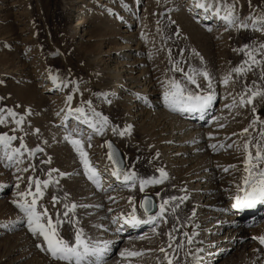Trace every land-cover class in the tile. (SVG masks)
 I'll return each instance as SVG.
<instances>
[{"label":"rangeland","instance_id":"obj_1","mask_svg":"<svg viewBox=\"0 0 264 264\" xmlns=\"http://www.w3.org/2000/svg\"><path fill=\"white\" fill-rule=\"evenodd\" d=\"M186 3L187 0H0V115L6 116L10 110L16 113V119L22 120L17 126L15 120L8 117L7 123L0 125V134L18 137L12 143V148L18 147L22 138L28 150L21 149L24 153L19 157L22 163L11 168L5 167L7 161L0 164V230H3V226L10 228L5 234H0V264H60L36 247L40 240L31 235L26 222L18 223L23 214L12 204L16 193L25 190L29 177L48 180V173L53 169L59 171L52 172L53 183L44 190L38 210L42 205L55 218L57 212L65 211V203L88 205L76 209L75 219L80 221L79 226L83 228L87 238L92 241L102 239L98 231L107 222L102 212V204L99 200L95 204L82 203V197L88 190L93 191L95 197L100 190H96L83 175L79 157L64 140L68 131H72L73 138L84 142L90 161L92 157H99L102 166H106L108 149L103 145L111 140L122 153L126 169L134 171L138 178L158 176L157 166L149 159H154V154L149 151L157 147L155 143L159 137L154 135V144L144 141L138 131L139 126L124 121L115 111V102L109 100L107 82L117 75L115 67L127 70L129 68L120 63H127L129 60L132 63L131 57H121V47L128 43L122 36L129 35L124 30L127 22L131 20L136 24L131 27L130 45L138 44L141 50L138 56H135V52L131 53L136 57L134 61L138 60L135 63L139 62L135 76L141 68L145 69L147 76L151 78L148 83L153 82L152 91L161 92L160 94L164 93L168 82L175 79L193 92L204 95L212 91L208 89L207 81L196 76L200 84L198 89L196 85L187 83L183 73L172 69L174 64H178L185 73L191 69L205 70L210 73L213 81V106H219L220 95L223 94L225 99L234 100L229 112L234 113L235 117H232L239 125L238 139L242 142L239 139L238 145L242 146L249 136H258L259 130L264 127L262 123H257L255 130L249 128V132L242 137L240 133L257 116L264 121V96L254 99L252 105L243 107L239 106V100L247 87L258 86L264 90V79H261L264 75V49L260 47L264 44V31L256 30L261 28L258 18L264 17V0H201L200 3L209 5L211 9L221 8L219 15L214 14L215 10L208 11V14L220 18L221 13L225 16L226 9L232 8L236 24L243 22L249 25L246 30L236 25L221 27V31L215 30V33L206 30L204 23L199 22V9L192 14L191 10L186 9ZM254 20L257 21L255 27ZM245 45L249 50L255 49L254 55L260 63L252 65V70L246 75L239 76L232 69L248 60L244 52L238 51ZM111 69L113 70L109 71ZM229 74L231 79L226 86L223 79ZM119 80L121 81L119 77L115 79L116 82ZM47 85L52 87L50 93L46 92ZM69 95L73 97L71 108L84 107L93 122L97 118L91 116L86 103L88 101L95 112L107 118L108 125L102 135L93 138L87 125H79L75 121L77 113L67 114L69 105L66 98ZM253 107L256 113L252 112ZM127 124L130 126V134L120 136L119 132L128 128ZM113 128L117 130L115 133ZM76 129L81 132L78 133ZM89 135L93 138L90 148L87 141ZM38 148L43 151H35ZM236 149L240 158L235 159L237 163L235 160L234 164L231 162L237 166L234 170L243 168V152L237 146ZM3 154L4 149L0 147V157ZM49 158L50 163H43ZM24 168H29V171H17ZM59 173L67 175L61 178ZM17 176L24 179L18 181ZM56 180H59V184L55 183ZM17 183L20 184L19 189L14 187ZM165 188L157 190L146 187L144 192L137 191L132 196L135 198L136 210L139 211L140 200L145 194L154 197L157 207L164 199L171 198L168 196L160 199L159 194ZM170 188L174 189L173 186ZM65 193L69 194L67 200L63 199ZM53 196L61 199V203L55 207L52 205ZM174 202L170 201L167 206L171 208ZM131 211L130 205L128 210H122L121 215L127 216ZM186 214V218L189 217V213ZM176 229L180 231V226H176ZM72 233L73 229L69 225L61 229V234L66 239H70ZM176 238L179 239L178 236ZM144 243L129 246L127 249L134 246V249L136 247L146 255L132 258L134 261L121 256V264H160L163 260L161 256L152 257V254H147L152 251L150 246L153 244ZM116 250L111 255L116 256ZM177 262L179 258L173 260V264ZM218 264H255V258L252 255L249 258L245 252H238Z\"/></svg>","mask_w":264,"mask_h":264},{"label":"bare ground","instance_id":"obj_2","mask_svg":"<svg viewBox=\"0 0 264 264\" xmlns=\"http://www.w3.org/2000/svg\"><path fill=\"white\" fill-rule=\"evenodd\" d=\"M187 1L185 7L191 10L192 14H195V11L199 9L197 16L199 22L204 23L203 27L206 30L214 32L215 30L221 31L219 29L221 27H227L226 22L221 17H214L211 13L208 14L204 8L196 6L197 2L200 3L201 0ZM214 10L212 8L210 12ZM221 15L223 17L222 13ZM133 22L132 20L127 22L128 25L124 32H128L129 35L126 36L125 34L122 37L128 43L121 47V54H123L121 57H131L132 63L130 60L127 63L126 61L120 63L129 68L127 70L115 67L117 75L110 82H107L110 95L107 94L109 100L117 105L115 111L122 116L123 120L130 125L134 123L133 126L136 124L139 126L138 131L144 141L153 143L154 135L159 137L155 143L157 147L149 151V146L147 151L154 154V159L149 158L153 165L157 166L158 176L156 175L154 178L160 177L158 169H163L167 173V178L164 179L163 183L147 187L157 190L166 187L159 194L162 200L168 196L186 197V199L183 202L176 199L171 208L166 207L170 211L175 207L174 212L169 210L165 212L164 220L167 221L166 223L158 218L154 224H142L135 228L124 225L121 231H117L123 224V220H117L115 227L112 221L121 216L122 210L129 209L128 197L138 193L139 186L137 184L134 189L125 188L106 170L112 167L109 160H106L107 164L103 167L99 157H92L91 162L101 174L103 187L107 191L100 190L99 195L97 194L95 197L93 191L88 190L82 197V203L92 204L99 200V203L102 204V212L107 222L98 231V235L102 239H97V241L101 245L105 241L109 243L104 256V264H121L122 261H119L121 252L129 246L144 242L153 244L150 246L152 251L147 252V254H152V257L154 255L155 257L161 256L163 259V253L158 251L160 247H165L169 253H172V249L167 248L169 240L165 235L169 232H172L174 237H179V239L176 238L177 244L181 241L184 242L183 249L176 251L179 257L177 264H218L228 256L238 252H245L249 258L252 255L255 258V264H264V246L260 245L258 240L253 239V237L264 236V205H257L254 209H245L241 212L232 208L233 200L231 197L236 194V185L240 183L242 175V169L234 170L230 167L233 160L240 158L236 149L240 139H238L239 125L234 119V113L229 112L231 102L234 100L225 99L223 94L220 95L221 100L218 107L215 108L212 103L203 113L170 111L164 105L163 94L152 91L153 82L148 83L151 78L147 76L145 69L142 70L140 66L139 74L135 76L139 62L135 63L138 60H134H136L135 56L141 53V50L137 46L138 44L130 45L131 27L136 24ZM132 40L131 44L133 43ZM132 52H135V56L131 55ZM122 72L125 73L122 74ZM118 77L122 82L120 80L115 81ZM45 89L46 92L52 91L50 85L45 86ZM130 93L132 94L130 95ZM77 123L81 124L79 121ZM73 124L74 122L71 126ZM89 130H91L90 134L93 138L98 137L91 128ZM229 144H232L233 147L229 148ZM211 145H216V148L213 149L210 147ZM237 160H235L236 163ZM225 168H228L227 172L224 171ZM127 170L130 169L127 168ZM110 184L114 186L115 190L109 188ZM171 186L174 187L173 190H171ZM110 196L115 197V201L110 200ZM157 208L154 213L147 216L139 209V211L136 210V215L140 219L147 220L149 216L158 213L159 207ZM186 212L189 213L187 218ZM171 226L174 227L171 228ZM176 226H180V231H173ZM3 227L0 234H5L7 230H10L8 227ZM183 233H188L189 236L193 237L191 245L187 244V237ZM174 245L173 247H175ZM133 247L129 249L138 251L136 247L135 249ZM198 248H203V252L197 254L199 257L197 261L195 256L189 254V250L191 249V252L195 253ZM115 249L118 250L115 252L118 254L116 256L111 255ZM132 260L134 261V259Z\"/></svg>","mask_w":264,"mask_h":264},{"label":"snow or ice","instance_id":"obj_3","mask_svg":"<svg viewBox=\"0 0 264 264\" xmlns=\"http://www.w3.org/2000/svg\"><path fill=\"white\" fill-rule=\"evenodd\" d=\"M196 6L204 8L206 11L212 10L210 7L199 2H197ZM219 12L220 9H216L214 14L219 15ZM221 19L226 22L228 27L236 25L237 27L243 28L245 30L249 27L247 23L243 22L238 25L236 24L232 8L226 9V15L221 17ZM249 19L252 20L251 17ZM258 22L261 25V28H257L256 30L264 31V17L258 18ZM256 23L257 21L254 20V27ZM260 47L261 49H264V44H262ZM238 51L244 52L248 57V60L233 68L232 72H234L236 75L243 76L252 70V65L259 64L260 61H258L254 55L255 49L249 50L247 45ZM172 70L183 73L187 83L196 85L198 89L200 88V84L197 82L196 76L202 77L205 81H207L208 89H211L212 91L201 95L199 92H193L192 90L188 89L181 81L175 79L170 80L163 93L164 105L170 111L181 113H203L212 105L215 99V90L209 72L205 70L191 69L190 72L185 73L184 69L178 67V64H174ZM230 79L231 74L223 79L224 85L227 86ZM261 79H264V75L261 76ZM259 96H264V90H261L258 86L256 88L247 87L245 92L240 96L239 106L243 107L245 105H252L253 100ZM245 97H247V99H245ZM72 99L73 97L71 95L67 96L66 98V103L69 105L67 114L72 115L73 112L77 113L78 115L75 116L77 121L87 125L95 134L102 135L105 127L108 125L107 118L102 117L99 113L95 112V110L91 108V102L88 101L86 103L89 106L91 116L97 118L96 121L93 122L88 113H86L84 107H77L75 109L71 108ZM252 112L256 113L255 107L252 108ZM8 117L13 118L17 126L22 123V120L16 119V113L9 110L6 116L0 115V125L6 124ZM257 123L264 124V121H261L259 116H257V118L254 119L247 128L243 129L240 135L243 136L244 134H247L249 132V128L255 130ZM38 131L39 130H37V132ZM75 131L78 133L81 132L79 129H76ZM112 131L115 133L117 130L113 128ZM126 133L130 134V126L125 128L123 131H120L119 135L124 136ZM17 139L18 137L16 136L0 134V147L4 149V154L2 157H0V164H3L4 161H7L8 163L5 164V167L11 168L14 165L22 163V161L19 159V157L24 154L21 149L28 151L22 142V138H20L21 143L18 147H11L12 143ZM64 140L71 145L79 157L80 163L84 170L83 175L87 177V180L91 182L96 190L107 191V189H104L103 187V178L101 174L89 159V154L85 150L84 142L81 139L73 138L72 131H68V134L64 136ZM91 140L92 136L89 135L87 137L89 148L92 147ZM103 146L107 147V159L112 163V167L106 170L109 171L110 175L125 188L134 189L138 184L139 191L144 192L147 186L163 183L164 179L167 178V173L163 169H158L160 172L159 178H138L134 171L127 170L123 166L122 160L117 159L118 153L115 151L113 145L110 142H105V145ZM210 147L215 149L216 145H211ZM221 147H223V145H221ZM228 147L231 148L233 145L229 144ZM237 148L243 152V168L241 170L242 175L240 177V183L236 185V194L232 196L231 199L233 200L232 208L237 212H241L245 209H254L257 205H264V127L259 130L258 136H249L242 147L237 145ZM35 151H43V149L38 148ZM50 162L51 158H49L47 161H43V163ZM230 167L235 169L237 166L231 165ZM17 171L27 172L29 171V168H24L22 170L17 169ZM53 171L58 172L59 170L53 169L50 171L48 173V180L42 181L38 178L34 179L29 177L25 190L18 191L16 193V198L12 201V204L16 209H18L20 213L23 214L22 219L19 220L18 223L26 222L27 229L31 235L34 238L40 240V242L36 244V247L42 253L49 255L52 260L60 262V264H104V256L108 250L109 243L105 241L101 245L99 242L92 241L90 238H87L83 228L79 226L80 221L75 219L76 209L78 207H88V205L65 203L63 205L65 211L63 213L57 212L55 218H53V216L49 214V210L42 205L39 206L38 210V204L39 201L43 199L44 190L47 189L51 183H53L51 179ZM224 171L227 172L228 168H225ZM59 175L61 178H63L67 174L59 173ZM23 179L24 178L22 176H17L18 181ZM55 183L59 184V180H56ZM14 187L19 189L20 184L17 183L14 185ZM109 188H113V190H115L114 186L111 184L109 185ZM68 195V193H65L63 199L67 200ZM109 199L115 201V197L110 196ZM176 199H179L181 202H183L186 197H171L169 199H164L163 202L158 206V213L149 216L147 220H143L137 217L135 198L130 196L128 197V203L129 205H132L131 213H129L127 217L122 214L120 217L114 218L112 222L117 223V220H123V224L117 229V231H121L124 225H130L131 227L135 228L142 224H154L158 218L164 220L165 212L167 211L166 206L170 203V201H175ZM59 203H61V199L53 196V207ZM139 207L143 210L144 215L147 216L150 208L152 207V202L148 197H145L140 202ZM172 211H175V207ZM193 215H195V213H193ZM164 222L166 223L167 221L164 220ZM65 225H69L71 229H73L70 239H66L61 234V229ZM173 231H178V229H173ZM165 235H167L169 239L167 248L172 249V253H169L165 247H160L158 251L163 253V260L160 262V264H164V262H166V264H173V260L179 258L175 255V253L178 249H183L184 242L181 241L177 244L172 232L165 233ZM183 235L187 237V244L191 245L193 243V237L189 236L188 233H183ZM253 239L258 240L260 245L264 246V236L253 237ZM174 244L175 247H173ZM199 252H203V248L196 249L195 253H192L191 249L189 250V254L195 256L197 261L199 260L197 255ZM143 255H145V253L142 251H133L128 249H125L123 252H121V256L126 260L131 258H139Z\"/></svg>","mask_w":264,"mask_h":264},{"label":"water","instance_id":"obj_4","mask_svg":"<svg viewBox=\"0 0 264 264\" xmlns=\"http://www.w3.org/2000/svg\"><path fill=\"white\" fill-rule=\"evenodd\" d=\"M107 142H110V143L113 145V148H114L115 151L118 153L117 159H118V160H122V161H123V166L126 167V166H125V161H124L123 156H122V153L120 152V150L118 149V147L115 145V143H114L113 141H111V140H109V141H107ZM145 197H148V198L151 200V202H152V207L150 208V211H149V213H148V215H149V214H152V213H154V212L156 211L157 204H156V201H155L154 197H152L151 195H146V194L142 196L140 202H141ZM141 210H142V209H141ZM142 211H143V210H142Z\"/></svg>","mask_w":264,"mask_h":264}]
</instances>
